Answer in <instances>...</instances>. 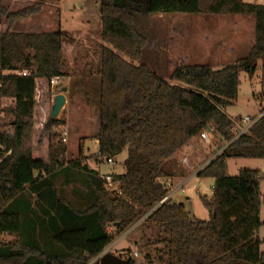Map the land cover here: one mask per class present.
Listing matches in <instances>:
<instances>
[{
  "label": "trees",
  "instance_id": "trees-1",
  "mask_svg": "<svg viewBox=\"0 0 264 264\" xmlns=\"http://www.w3.org/2000/svg\"><path fill=\"white\" fill-rule=\"evenodd\" d=\"M41 4L8 11L0 0V24L7 21L0 31V233L15 235L0 241V264H89L133 224L144 233L139 241L152 247L147 264H264L257 237L259 171L225 174L226 157L264 160V114L235 137L236 121L223 110L237 95L238 73L253 74L257 61L264 69V3L100 0V38L110 48H98V64L89 71L99 80L95 160L126 152L123 172L111 174L117 191L106 189L97 170L80 158L66 159V146L51 130L60 121L42 118L35 125L37 113L45 117L41 104L49 79L71 75L63 31L10 30ZM167 13L250 15L254 43L246 57L219 68L177 65L169 77L182 84H172L141 62L146 40L135 28L137 17ZM21 69L29 70L18 75ZM5 98L10 103L3 104ZM203 131L227 145L196 172L213 182L210 196L199 197L209 218L198 220L184 203L160 201L169 192L165 181L178 174L181 151ZM72 174L86 189H72L74 201L56 185Z\"/></svg>",
  "mask_w": 264,
  "mask_h": 264
},
{
  "label": "rangeland",
  "instance_id": "rangeland-1",
  "mask_svg": "<svg viewBox=\"0 0 264 264\" xmlns=\"http://www.w3.org/2000/svg\"><path fill=\"white\" fill-rule=\"evenodd\" d=\"M40 1L42 4L37 13L14 21L10 30L16 32L63 31L62 54L67 64L71 62V66L68 65V68L72 79L70 81L67 77L62 78L56 86L50 88L48 99H45L41 104L45 117L41 115L42 113H39L41 116L37 113L34 117V122H37L35 125L39 126L38 123L43 121L42 118H46V121L57 119L61 123L53 124L51 130L60 135V138L66 133V141L61 140V142L66 145L67 160L80 158L82 163L97 168L102 174L121 173L124 170L125 151L114 158L115 164L113 165L106 163L105 160L100 163H96L95 160L97 154L95 134L98 130V118L89 102H97L99 80L95 75L89 74V71L96 68L98 64L97 50L101 45H105L100 38L98 13L100 0H1V3L8 11H17L33 6ZM242 1L264 3V0ZM6 27L7 21L3 19L0 31L5 30ZM135 28L146 40L141 62L149 65L153 71L162 75L172 84H182L170 80L169 77L177 65L205 64L212 68H219L246 57L254 43L255 34L253 17L242 14H150L137 17ZM105 46L110 48L109 45ZM116 53L120 55L118 52ZM28 70L21 69L26 73ZM74 70L78 74H74ZM9 72L7 69L3 71V73ZM238 78L237 95L232 103L224 107L223 110L236 121L235 129L240 132L247 125L242 122L245 116L254 119L264 112V69L257 61L253 74L249 75L245 71H240ZM71 82L73 86L69 92L64 93L65 96L67 95V105L65 103L57 117L52 119L50 110L53 97L60 93L63 86L67 87ZM10 101L8 98L2 99L3 104H8ZM261 109L263 110L260 112ZM85 115L87 118H82ZM0 118H4L2 112ZM6 130L10 132V127H7ZM190 143L191 146L183 150L182 154L183 157H186V162L182 164L180 161L179 163L182 176L177 174L178 178H173L168 194L178 186L171 196V201L184 203L192 217L198 220H207L209 213L199 197L210 196L212 179L192 176L184 182L182 187L178 185V180L188 172L194 171V175H196L200 168L222 151L225 144L218 135L212 133H210L209 140L199 136L191 140ZM182 156L181 158H183ZM190 157L198 166H188ZM183 166L187 168L184 169ZM260 167L261 161L257 158L232 156L225 158V174L228 176L237 175L241 169H259L258 191L261 196L259 209L261 225L257 237L260 240L259 248L264 252V171H261ZM65 178L70 179L69 184L63 183ZM84 184L77 174H72L71 178L66 175L56 180L57 187H62L65 191H59L62 196L66 199L71 198L72 201L75 198L72 197L71 190L75 189L83 193L86 191ZM32 205L39 208L35 200H32ZM38 205L41 204L38 203ZM143 235L139 226L131 228L123 237L112 243L107 252L118 256L129 251L134 264H147L146 254L152 247L139 241ZM14 238L13 234L0 233V241L10 242ZM133 252H136L137 255L133 256Z\"/></svg>",
  "mask_w": 264,
  "mask_h": 264
},
{
  "label": "built area",
  "instance_id": "built-area-1",
  "mask_svg": "<svg viewBox=\"0 0 264 264\" xmlns=\"http://www.w3.org/2000/svg\"><path fill=\"white\" fill-rule=\"evenodd\" d=\"M16 73H17L18 75H24L26 72H24V71H18V72H16ZM61 79H62V78H60V77H58V76L51 77V78L49 79L50 87L52 88V87L56 86L57 83H58ZM263 114H264V112H262V113H261L258 117H256V118H259V117L262 116ZM256 118H254V119H250L249 117L245 116V117L242 119V121H243L244 123L247 124L246 127H245V129L248 128V127H249V126H250V125L256 120ZM245 129H244V130H245ZM244 130H243V131H244ZM65 134H66V133H64V134H63L64 136L61 138V140H62L63 142L66 141ZM200 137H201L202 139L209 140V138H210V132H208V131H203V132H201ZM186 160H187L186 157H183V158H182V162H186ZM105 162L108 163V164H110V165L115 164L114 160L111 159V158H107V159H105ZM101 178L104 180V186H105L106 189L117 191V184H116V183H113L112 178H111V174H103V175H101ZM165 184H166L167 188L170 189V187H171V183H170V181H169V180L165 181ZM212 189H213V186H212ZM167 197H169L168 194H167V196H165L160 202L164 201ZM135 255H137L136 252L133 253V256H135ZM121 256H122V257H129L130 254H129L128 252H127V253H122ZM99 257H100V253H99L96 257H94V258L89 262V264H91V263H95L96 261H98V260H99Z\"/></svg>",
  "mask_w": 264,
  "mask_h": 264
},
{
  "label": "water",
  "instance_id": "water-1",
  "mask_svg": "<svg viewBox=\"0 0 264 264\" xmlns=\"http://www.w3.org/2000/svg\"><path fill=\"white\" fill-rule=\"evenodd\" d=\"M67 90L66 86H63L61 88L60 93L56 94L53 97V103L51 106V110H50V116L51 118H56L57 115L59 114L60 110L63 108L64 104H65V92ZM257 119V118H256ZM243 131V130H242ZM242 131L238 132L236 136H238ZM227 144H225L223 146V148L226 146ZM222 148V149H223ZM134 226V224L129 227L124 233H126L129 229H131ZM122 233V234H124ZM95 264H130V259L129 257H122L121 255H113L111 253L106 252V248L100 253V257L99 260L95 262Z\"/></svg>",
  "mask_w": 264,
  "mask_h": 264
},
{
  "label": "crops",
  "instance_id": "crops-1",
  "mask_svg": "<svg viewBox=\"0 0 264 264\" xmlns=\"http://www.w3.org/2000/svg\"><path fill=\"white\" fill-rule=\"evenodd\" d=\"M208 17V16H207ZM210 17V16H209ZM68 65H70L71 66V62H68ZM68 73H70V69L68 68ZM73 73L74 74H78L77 73V71H73ZM70 77H67V79L68 80H70L71 81V79H72V76H71V78L69 79ZM70 81H68V83H70ZM69 85V84H68ZM81 85V84H80ZM69 87L67 86V90L66 91H68L69 92ZM67 96V95H66ZM65 96V97H66ZM65 103H66V105H67V103H68V99H67V97H66V100H65ZM85 103H87L86 101H85ZM89 104H91V107H92V109L94 110V113H95V115H97V118H98V113H97V102L95 103H93L92 101H91V103L89 102ZM65 105V104H64ZM95 117V116H94ZM82 118H87V115H85L84 117H82ZM81 118V119H82ZM243 122V121H242ZM244 123V122H243ZM245 129V128H244ZM244 129H242V130H244ZM241 130V131H242ZM96 135V134H95ZM67 140H68V137H67ZM66 146V145H65ZM191 146V143L189 142L184 148H183V150H185L186 148H189ZM181 151V153H180V155H179V158H178V165H177V167H178V176H182V174H180V170H179V168H180V161H181V163L182 164H184L183 162H182V158H181V156H182V154L184 153V151ZM183 157V156H182ZM181 158V159H180ZM192 157H190V160H189V164H188V166L190 167H193L194 165H196L197 163L194 161V159H191ZM260 161H261V167H260V170L261 171H264V160L263 159H259ZM187 166V165H186ZM196 166H198V165H196ZM201 166V165H200ZM90 168H93V169H95V170H97V172L100 174V175H103L102 173H100L99 171H98V169L97 168H94L93 166H89ZM184 167V169L185 168H187V167H185V166H183ZM256 170H258L259 171V169H256ZM104 174H106V173H104ZM178 176H174V177H172L169 181H170V183L172 182V180H173V178H178ZM192 176H196V175H194V171H192V172H188V174L187 175H185V176H183L182 178H180L179 180H178V182H179V186H183L184 185V182L186 181V180H188L189 178H191ZM178 188V186H176L175 188H174V190H171L170 191V193L168 194V196L170 197V199H171V196H172V194H173V192L176 190ZM125 234V233H124ZM124 234H121L120 236H118L112 243H115L120 237H123L124 236ZM111 243V244H112ZM111 244H109L107 247H106V252L108 251V247L111 245ZM120 253H121V251H120ZM134 253V252H133Z\"/></svg>",
  "mask_w": 264,
  "mask_h": 264
}]
</instances>
